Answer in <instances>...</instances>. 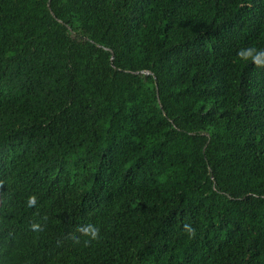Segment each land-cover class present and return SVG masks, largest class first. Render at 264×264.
Masks as SVG:
<instances>
[{
  "label": "trees",
  "instance_id": "obj_1",
  "mask_svg": "<svg viewBox=\"0 0 264 264\" xmlns=\"http://www.w3.org/2000/svg\"><path fill=\"white\" fill-rule=\"evenodd\" d=\"M0 264H264V0H0Z\"/></svg>",
  "mask_w": 264,
  "mask_h": 264
}]
</instances>
